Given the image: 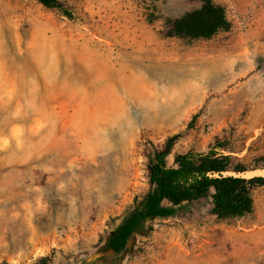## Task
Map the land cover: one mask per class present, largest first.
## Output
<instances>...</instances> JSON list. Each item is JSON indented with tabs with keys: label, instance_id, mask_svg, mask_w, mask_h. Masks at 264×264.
<instances>
[{
	"label": "rangeland",
	"instance_id": "rangeland-1",
	"mask_svg": "<svg viewBox=\"0 0 264 264\" xmlns=\"http://www.w3.org/2000/svg\"><path fill=\"white\" fill-rule=\"evenodd\" d=\"M60 1L0 0V263L264 264V185L241 216L201 201L105 246L169 136L167 164L264 154V0H214L230 28L193 40L162 32L198 0Z\"/></svg>",
	"mask_w": 264,
	"mask_h": 264
},
{
	"label": "trees",
	"instance_id": "trees-1",
	"mask_svg": "<svg viewBox=\"0 0 264 264\" xmlns=\"http://www.w3.org/2000/svg\"><path fill=\"white\" fill-rule=\"evenodd\" d=\"M66 16L70 10L60 0H35ZM199 6L183 14L167 18L163 35L188 40L209 38L231 26L225 8L214 0H198ZM177 134L169 136L164 147L155 151L148 163L149 187L141 197H134L119 222L111 229L105 246L113 257L127 250L130 238L152 219H169L185 213L201 201L209 204V212L217 218L241 216L251 211L252 191L264 185L263 175L246 177L248 170L264 168V154L247 162L217 150H188L174 155L166 163ZM218 146L220 144H217ZM112 257L110 261H112ZM0 264H8L2 261ZM38 264H47L42 258Z\"/></svg>",
	"mask_w": 264,
	"mask_h": 264
},
{
	"label": "bare ground",
	"instance_id": "bare-ground-1",
	"mask_svg": "<svg viewBox=\"0 0 264 264\" xmlns=\"http://www.w3.org/2000/svg\"><path fill=\"white\" fill-rule=\"evenodd\" d=\"M255 171H259L261 173H264V169H259V170H255Z\"/></svg>",
	"mask_w": 264,
	"mask_h": 264
}]
</instances>
